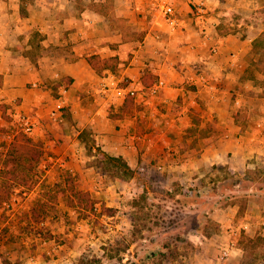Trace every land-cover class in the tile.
<instances>
[{"label":"crops","instance_id":"0c3cea01","mask_svg":"<svg viewBox=\"0 0 264 264\" xmlns=\"http://www.w3.org/2000/svg\"><path fill=\"white\" fill-rule=\"evenodd\" d=\"M169 1L182 18L173 30L158 0H0V104L28 116L30 134L64 153L76 155L89 128L138 173L159 163L201 184L207 169L256 168L264 161V68L254 66L260 55L264 65V41L255 44L264 40V0ZM93 55L118 61L96 68ZM58 82L68 116L52 113ZM247 195L245 210L230 203L231 212L210 214L219 230L208 262L197 264H240L244 234L264 238V193ZM240 225L247 228L234 234ZM195 233L193 242L208 235ZM231 239L230 257L218 262V244Z\"/></svg>","mask_w":264,"mask_h":264},{"label":"rangeland","instance_id":"374dc122","mask_svg":"<svg viewBox=\"0 0 264 264\" xmlns=\"http://www.w3.org/2000/svg\"><path fill=\"white\" fill-rule=\"evenodd\" d=\"M257 11L264 15V8ZM254 66L264 68L260 56ZM260 82L264 85V80ZM50 86L59 98L61 84ZM60 111L69 114L68 107ZM0 112V184L7 193L0 201V264L5 258L22 264H197L201 257L208 262V245L219 230L210 214L231 212L230 207L242 206V201L245 210L249 192L264 193V161L244 175L207 169L201 184L157 168L144 173L132 169L131 176L114 177L96 142L89 151L94 139L89 128L88 142L78 137L76 155L50 147L45 142L49 138L39 139L43 145L39 162L14 181L8 177L11 166H4L3 157L13 136L22 130L20 118L11 104H0ZM61 142L56 140L58 145ZM218 182L235 184L227 189L235 194L232 200L219 197ZM73 187L88 192L92 205L72 204L77 200L70 194ZM205 187L207 203L182 201V194ZM237 220L236 215L234 224ZM191 232L208 235L193 242ZM242 244L240 264H264V238L249 232Z\"/></svg>","mask_w":264,"mask_h":264},{"label":"trees","instance_id":"16d2710c","mask_svg":"<svg viewBox=\"0 0 264 264\" xmlns=\"http://www.w3.org/2000/svg\"><path fill=\"white\" fill-rule=\"evenodd\" d=\"M264 40H256L255 44L257 46V43ZM264 44H260L259 48L263 49ZM257 50V49H256ZM260 59H262V55H260ZM88 61L92 66L96 68L106 67V66H114L115 62L118 61V58L116 57H110V58H101L97 55L89 56ZM132 100L130 98H126L124 104L126 106L131 105ZM18 132L13 136L9 144L7 145L6 152L3 157V164L4 166L6 164H10V173L9 178L13 179L14 181H17L20 179V176H23L25 173L24 171H33L36 164L39 162L42 154H43V145L41 140L35 139L32 136L28 135L26 132ZM89 130L87 128H84L79 133V138L84 143L88 142L89 137ZM91 144H89V151H92V147H94L95 140L93 138L90 139ZM98 149L101 153L102 159L108 163V167H110L109 170L112 171L113 176L116 177V174H119L118 176L122 178H126L128 176L132 175V168L128 165L127 161L122 156H115L111 155L103 150L100 149L98 146ZM9 172V168H8ZM27 174V173H26ZM25 174V175H26ZM2 176H6L2 174ZM66 178L71 179L70 175H66ZM28 177L26 178L25 183H28ZM69 181L68 183H70ZM252 183V182H250ZM235 185V184H232ZM227 186L221 182L217 183V188H219L217 193H220V198H229L233 197L235 194L227 192V189H233V186ZM247 185V184H246ZM3 186L0 184V201L5 199V195H7L6 192L3 191ZM214 188L213 194H216V189ZM205 188H194L191 189L189 192L182 194L181 199L184 203H198L203 204L207 203L209 200L206 198L208 196L205 194ZM71 195L77 197L76 202L72 200V204L76 203V205H84V207H89L91 204V198L89 196V193L86 191H82L80 189H75L74 187L71 188ZM219 195V194H218ZM206 196V197H205ZM241 205V203H240ZM245 206V202L242 201L241 209ZM111 211V210H109ZM153 254V252H151ZM2 264H22L20 261H11L9 259H3L1 261ZM74 264V263H70Z\"/></svg>","mask_w":264,"mask_h":264},{"label":"built area","instance_id":"2783aa9c","mask_svg":"<svg viewBox=\"0 0 264 264\" xmlns=\"http://www.w3.org/2000/svg\"><path fill=\"white\" fill-rule=\"evenodd\" d=\"M158 7L160 10V14L163 18V20L169 25L170 29H177L179 26L182 25V18L177 14L173 4L171 1L169 0H158ZM200 10H202V5L199 8ZM162 81H158L151 89V92H156V90L162 85ZM65 92V90L63 89V93ZM136 90L134 89H128L127 90V94L129 95H135ZM65 99L63 98V94L61 93V96L58 98L52 113H54V111L59 112L60 109H62L65 106ZM19 124L22 128L23 131L25 132H31L32 128H33V122L28 119V116H23V115H19ZM157 169H161L162 165L161 164H157L156 165ZM247 226L246 225H240L238 226L237 229H233V233L237 234L240 233L241 230L246 229ZM234 241L231 239L228 242L224 243V244H218L217 246V256H216V260L220 263H223L226 259H228L231 255V250L234 247Z\"/></svg>","mask_w":264,"mask_h":264}]
</instances>
